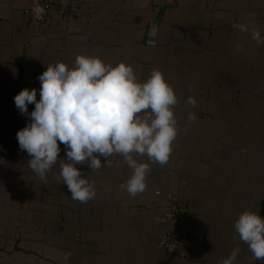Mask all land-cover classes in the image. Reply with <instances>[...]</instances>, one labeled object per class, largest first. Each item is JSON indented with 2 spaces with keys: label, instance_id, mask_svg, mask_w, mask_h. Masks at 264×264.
<instances>
[{
  "label": "crops",
  "instance_id": "obj_1",
  "mask_svg": "<svg viewBox=\"0 0 264 264\" xmlns=\"http://www.w3.org/2000/svg\"><path fill=\"white\" fill-rule=\"evenodd\" d=\"M31 2L0 0V264H219L235 248L234 264H264L234 228L244 211L264 219V45L233 27L264 36V0L69 1L41 25L29 21ZM78 55L126 62L141 82L159 69L174 88L172 154L163 166L134 156L150 165L135 197L120 188L132 174L122 157L99 170L77 165L97 193L80 203L58 165L41 181L20 150L16 134L30 117L14 97L35 88L39 100L47 65L72 67ZM170 193L188 208L171 223L184 236L178 256L160 247Z\"/></svg>",
  "mask_w": 264,
  "mask_h": 264
},
{
  "label": "clouds",
  "instance_id": "obj_2",
  "mask_svg": "<svg viewBox=\"0 0 264 264\" xmlns=\"http://www.w3.org/2000/svg\"><path fill=\"white\" fill-rule=\"evenodd\" d=\"M233 27L250 32L257 45H264V36L255 25L236 23ZM149 35L154 36L155 31ZM235 50L241 51L242 46L237 45ZM38 80L39 100L35 88H25L14 102L21 114L30 117L16 138L20 150L31 157L28 167L41 181H46V174L58 165L57 179L67 186L71 199L87 203L97 195L95 185L82 176L77 165L87 164L90 170H99L112 166L110 158L119 156L132 170L120 188L135 197L146 189L150 165L138 162L134 156H146L162 166L169 161L179 133L174 113L178 99L159 69H153L141 82L126 62L114 66L99 57L78 55L72 67L63 62L47 65ZM186 103L195 107L197 101L189 96ZM29 104L35 105L31 113ZM195 119V114L189 113L188 120ZM61 143L66 148L67 161L59 158ZM234 228L248 245L252 260H264V219L258 213L244 211ZM239 251L233 249L219 264H234Z\"/></svg>",
  "mask_w": 264,
  "mask_h": 264
},
{
  "label": "built area",
  "instance_id": "obj_3",
  "mask_svg": "<svg viewBox=\"0 0 264 264\" xmlns=\"http://www.w3.org/2000/svg\"><path fill=\"white\" fill-rule=\"evenodd\" d=\"M69 1L78 2L79 0H32L26 14L31 24L41 25L48 20L53 9L63 8ZM168 198L169 206L165 217L169 226L161 237L160 247L168 254L178 256L186 251L184 236L181 231L172 227L171 223L182 218L187 213L188 208L174 194H168Z\"/></svg>",
  "mask_w": 264,
  "mask_h": 264
}]
</instances>
